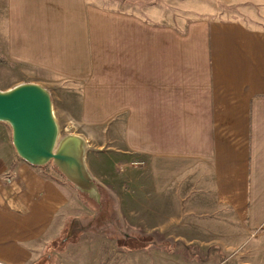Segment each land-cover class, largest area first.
Masks as SVG:
<instances>
[{"label": "crops", "instance_id": "0c3cea01", "mask_svg": "<svg viewBox=\"0 0 264 264\" xmlns=\"http://www.w3.org/2000/svg\"><path fill=\"white\" fill-rule=\"evenodd\" d=\"M191 1L0 0V55L75 124L111 207L0 123V264H264V0Z\"/></svg>", "mask_w": 264, "mask_h": 264}, {"label": "water", "instance_id": "95a60500", "mask_svg": "<svg viewBox=\"0 0 264 264\" xmlns=\"http://www.w3.org/2000/svg\"><path fill=\"white\" fill-rule=\"evenodd\" d=\"M0 123L11 132L16 155L34 166L52 163L65 180L96 202L98 182L85 162L86 141L78 135H60L50 91L43 85L23 81L0 89Z\"/></svg>", "mask_w": 264, "mask_h": 264}, {"label": "rangeland", "instance_id": "374dc122", "mask_svg": "<svg viewBox=\"0 0 264 264\" xmlns=\"http://www.w3.org/2000/svg\"><path fill=\"white\" fill-rule=\"evenodd\" d=\"M155 1L156 0H141L142 3H151V2H155ZM158 1L165 3V6H164L165 9L172 7L173 2H174V4H177L178 2H180L181 8L189 7V3L194 4V1H191V0H179V1L178 0H158ZM200 1L201 2H209V1H213V0H195V3L197 5H203V4H200ZM221 1L222 0H214V3L220 5ZM104 3L107 4V1H104ZM200 8H204V7H200ZM0 16H1V9H0ZM4 29H5V26H3L2 22H1L0 23V51H2V49L4 47V42H5V30ZM24 78H28V76L26 74H23V72L20 70L19 66L13 65L12 63L8 62L4 57H2V55H0V89L10 88V87L21 82V81H18V79L20 80V79H24ZM56 108H58V107H56ZM53 109H54V114H55L57 121L59 123L60 135H64L67 133L77 134V133H74V130H77V129L73 128V126H75V124L71 123L72 120L69 119V116L67 115L65 120H62L59 117L61 120L60 121L57 117V114L55 113V107H53ZM66 124H68L69 126L67 127ZM47 165H51V167L57 171V169L53 166L52 163H48ZM85 195H87V194H85ZM100 197H101V194H100ZM90 200H92L96 204L100 205L101 199L99 202H96L92 198H90ZM94 209H96V211H97L98 207L94 206ZM214 260H216V258H214ZM221 264H226V263H221Z\"/></svg>", "mask_w": 264, "mask_h": 264}, {"label": "trees", "instance_id": "16d2710c", "mask_svg": "<svg viewBox=\"0 0 264 264\" xmlns=\"http://www.w3.org/2000/svg\"><path fill=\"white\" fill-rule=\"evenodd\" d=\"M81 195L87 202H89L92 205L98 207V209H97L98 213L97 214H98V219L100 221H107V219L110 218L111 207H110V203H109L108 199L101 198V202H100V205H99V204H96L94 201L90 200V198L87 195L82 194V193H81ZM103 196H105V195L101 194V197H103Z\"/></svg>", "mask_w": 264, "mask_h": 264}]
</instances>
